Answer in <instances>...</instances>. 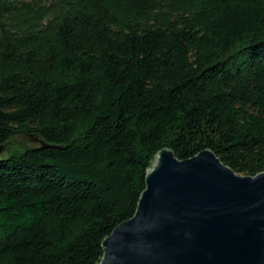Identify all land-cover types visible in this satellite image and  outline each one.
I'll use <instances>...</instances> for the list:
<instances>
[{
    "label": "trees",
    "instance_id": "1",
    "mask_svg": "<svg viewBox=\"0 0 264 264\" xmlns=\"http://www.w3.org/2000/svg\"><path fill=\"white\" fill-rule=\"evenodd\" d=\"M0 146V264H98L159 150L264 171V0H0Z\"/></svg>",
    "mask_w": 264,
    "mask_h": 264
},
{
    "label": "water",
    "instance_id": "2",
    "mask_svg": "<svg viewBox=\"0 0 264 264\" xmlns=\"http://www.w3.org/2000/svg\"><path fill=\"white\" fill-rule=\"evenodd\" d=\"M145 173L98 264H264V171L238 174L210 149L178 159L163 148Z\"/></svg>",
    "mask_w": 264,
    "mask_h": 264
},
{
    "label": "rangeland",
    "instance_id": "3",
    "mask_svg": "<svg viewBox=\"0 0 264 264\" xmlns=\"http://www.w3.org/2000/svg\"><path fill=\"white\" fill-rule=\"evenodd\" d=\"M21 143H25L28 145H37L38 141L35 140V137H31V136H27V135L16 136L11 141V145H13V146H19ZM4 151L5 150L0 151V156L6 157L9 155V151H5V152Z\"/></svg>",
    "mask_w": 264,
    "mask_h": 264
}]
</instances>
